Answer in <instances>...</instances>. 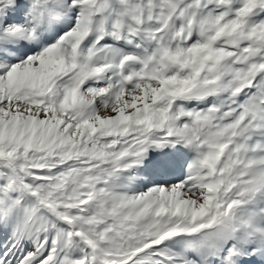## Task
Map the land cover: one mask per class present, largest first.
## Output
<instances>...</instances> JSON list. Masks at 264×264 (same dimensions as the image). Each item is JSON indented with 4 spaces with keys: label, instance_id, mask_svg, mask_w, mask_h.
<instances>
[{
    "label": "snow or ice",
    "instance_id": "snow-or-ice-1",
    "mask_svg": "<svg viewBox=\"0 0 264 264\" xmlns=\"http://www.w3.org/2000/svg\"><path fill=\"white\" fill-rule=\"evenodd\" d=\"M0 264H264V0H0Z\"/></svg>",
    "mask_w": 264,
    "mask_h": 264
}]
</instances>
